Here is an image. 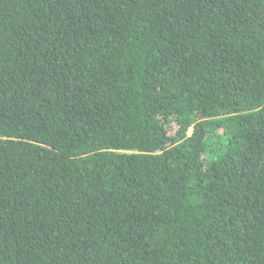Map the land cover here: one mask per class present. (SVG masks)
<instances>
[{
  "label": "trees",
  "instance_id": "trees-1",
  "mask_svg": "<svg viewBox=\"0 0 264 264\" xmlns=\"http://www.w3.org/2000/svg\"><path fill=\"white\" fill-rule=\"evenodd\" d=\"M0 264H264V0H0Z\"/></svg>",
  "mask_w": 264,
  "mask_h": 264
}]
</instances>
